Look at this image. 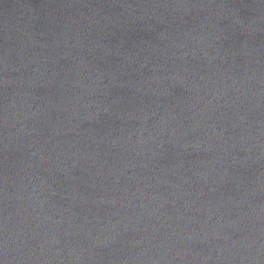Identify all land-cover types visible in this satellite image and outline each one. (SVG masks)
Segmentation results:
<instances>
[{
	"label": "water",
	"instance_id": "water-1",
	"mask_svg": "<svg viewBox=\"0 0 264 264\" xmlns=\"http://www.w3.org/2000/svg\"><path fill=\"white\" fill-rule=\"evenodd\" d=\"M0 264H264V0H0Z\"/></svg>",
	"mask_w": 264,
	"mask_h": 264
}]
</instances>
